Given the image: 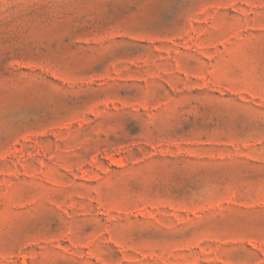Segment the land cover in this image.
I'll list each match as a JSON object with an SVG mask.
<instances>
[{
  "label": "rangeland",
  "instance_id": "rangeland-1",
  "mask_svg": "<svg viewBox=\"0 0 264 264\" xmlns=\"http://www.w3.org/2000/svg\"><path fill=\"white\" fill-rule=\"evenodd\" d=\"M0 264H264V0H0Z\"/></svg>",
  "mask_w": 264,
  "mask_h": 264
}]
</instances>
